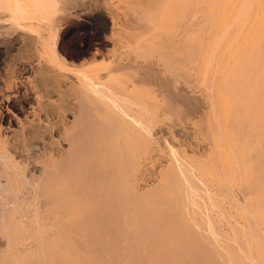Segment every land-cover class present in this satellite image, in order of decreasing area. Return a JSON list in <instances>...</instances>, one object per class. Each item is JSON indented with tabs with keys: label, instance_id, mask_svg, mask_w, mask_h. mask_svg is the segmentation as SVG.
Wrapping results in <instances>:
<instances>
[{
	"label": "bare ground",
	"instance_id": "bare-ground-1",
	"mask_svg": "<svg viewBox=\"0 0 264 264\" xmlns=\"http://www.w3.org/2000/svg\"><path fill=\"white\" fill-rule=\"evenodd\" d=\"M32 1L36 6L34 8V5L30 4L33 6L34 10H31L33 13L14 18L19 11L12 10L16 12L15 15H11L16 19L15 22L13 21L16 27L11 20L9 21L16 30H24L23 33L31 31L34 33L31 35L36 34V37H32L30 33H22L24 36L20 35L23 37L20 41L21 38L17 39V37L21 31L17 30L19 33L18 36L14 35L16 36L14 40L30 50L37 51L38 46L41 45L42 50L45 49V52L48 50L46 55L52 52L50 55L53 54L51 57L54 60L50 58V61L52 60L54 64L51 65L49 62L40 66L38 77L33 74L36 80L30 82L32 85L29 89V93L31 91L34 93L32 97L26 90L30 83L27 86L24 84L25 91L18 96L15 90L12 92L17 97L14 95L12 97L11 94V97H2L8 89H14L13 84L12 87L8 86L12 78H9V84L6 82L8 79L3 80L6 76L19 78L17 74L27 75L30 72H27L28 66L18 67L17 60H13L10 56L9 61H11L10 58L13 61L10 63L6 59L10 64L7 63L4 67L5 58L13 52L15 41L8 42L0 37V82H6L10 87L0 88L1 91L6 90L0 91L2 93L0 96L2 97L0 101V264H264V0H176L175 5L179 12L178 16L180 15L178 17L180 26L177 29V32L179 29L180 32L176 38L180 39L178 43L182 42L176 45L181 53L179 62L190 63L195 69V64L200 61L204 77L208 74L209 84L213 83L212 97L221 104V106L215 104L216 108H220L219 115L223 112L221 107L224 109L223 114L226 118L223 119H226L224 123L226 128L223 127L225 125L221 126L223 124L221 121H217V124L219 123L217 126H221V130L217 128L216 120L209 117L212 116L213 111L209 115L206 109V116L201 117L204 119V121L202 119L203 123L206 121L205 117L211 118V122L215 121V124H212L213 130L217 128L216 131H221L219 132L221 134L222 130L226 129L227 134L221 136H227L228 145H222L220 140L224 137L217 135L220 142L215 137V142L213 138L210 141V144L212 142L215 144L207 146L209 150L212 146L214 151L221 149L218 153L223 151L221 147L228 146V148L225 147L228 164L226 163V167L225 163L218 162L217 154L215 155L217 159L213 158V161L221 166L214 163L212 167V159L211 163L207 159L211 166L208 165V167L205 158H202L203 163L200 156L193 164L191 158L196 157L197 154L189 155L192 153L191 150L189 154L181 153L182 145L178 147L179 153L170 145L173 158L170 157V162L165 166L167 176L159 185L155 184L156 187L153 189L149 188L150 185L147 188L146 182L149 178L147 174L150 172L147 161L150 159L148 157L150 146H153L151 144L154 142L153 144L158 146L160 141L157 142V138L151 134V132L154 133L150 130L153 122L150 123L152 119L147 116L150 113L147 100L151 89H154L158 96L159 86L168 88L167 83L163 82L168 80L158 76L155 80L157 82L152 85L154 81L152 72L145 70L138 76L130 73L133 81H104L100 74L102 70H99L97 75L98 71L96 73L89 68L83 69L91 74L93 71L94 75L89 76V73L85 75L84 70L81 69L76 72L77 79H73L74 77L67 74L68 71L73 70L68 66L72 62L67 65L69 61L64 62L65 56L62 58L63 61L59 57L55 40L58 26H55L57 24L51 17L52 13L47 7V2ZM164 1L167 2V0ZM3 2L6 3V1ZM3 2L0 0V4ZM53 2V8H55V2L58 1L53 0ZM201 2L208 4L209 11L205 12L207 19H204V22H200L204 18V12L202 18H199V23L202 25L195 27L194 18L197 13L199 14L198 5ZM4 4L3 8L0 6V9L6 7ZM7 16L10 15L7 14L6 18L4 16L2 18L0 14V35L6 32V34L11 33L14 29L8 20V25L5 23L7 27L2 24L4 19H8ZM18 18L19 20L23 18L22 20L25 19L30 24L17 22ZM9 26L12 29L4 32ZM125 31L124 33L127 32ZM10 33L9 35L14 34ZM111 34L110 37H113ZM187 34L191 36L193 34L194 39L182 41L181 39L186 38ZM127 36L124 34V38ZM118 38V41L122 43L124 38ZM170 39L169 41L172 40ZM21 50L24 49L21 48ZM178 50L174 51L178 53ZM39 51L41 50L37 51L40 56ZM17 55L19 57L20 54ZM25 55L22 54V58H25ZM29 55L33 56L31 53ZM44 55L45 53L42 57L37 56L38 60ZM170 57L164 60H171L168 59ZM119 58L113 62L118 63L114 69L111 70V67H108L110 76L121 71H128V74L129 71L137 73L136 67H141V63L135 56L125 55ZM23 60L28 63L29 58L28 61ZM23 60L20 59V61ZM43 60L45 61L44 58ZM31 62L32 60L28 64L30 67L34 66ZM191 66L190 69L194 70ZM108 68L107 71H109ZM178 68H174L176 73ZM174 69L172 74L180 77L181 75L176 74ZM152 70L157 69L154 67ZM181 71L183 70L180 69L178 73ZM29 78H31L30 75ZM172 81L170 82L174 84ZM171 88L169 86V90L173 89ZM186 94L188 101L190 96L188 98L189 94ZM171 97L174 101H179L180 97L184 98L181 93L176 92ZM171 97L168 96L169 100ZM13 98H17V103L11 105ZM199 101L200 106H204V102ZM165 102L168 101L165 100ZM180 104L184 105L183 101ZM13 105L14 108L17 106V110L20 107V110L25 111L26 116L23 121L15 119L16 113L14 115L10 113L13 115L11 116L4 111L7 109L13 112ZM200 106L194 107L198 113L202 110L198 109ZM210 107L212 106H209V109ZM167 110V113H170L171 109ZM185 110L190 111L188 107ZM188 111V115L192 114ZM215 111L218 115L217 110ZM23 114L20 113V115ZM200 121L201 119L198 122ZM210 121L206 122L211 127ZM226 132L223 131V133ZM226 141L224 140L225 143ZM157 146L154 148L156 149ZM211 151L212 149L210 154ZM223 153L224 151L221 155ZM202 155L205 156V152ZM221 155L220 158L223 161ZM189 158L191 161L187 160ZM197 159L205 168L196 165V162H199ZM214 165H218L220 168L218 166L216 168L220 171L223 167L222 173H227L222 175L219 172L221 177L228 180V182L225 180L228 183L225 186L228 187L229 193L236 195L235 190L238 188L243 196L241 201L239 196L234 195L238 203L235 209L231 202L233 208L238 210L239 204L238 213L248 212L246 218L241 214L237 215L240 216L239 222L241 216L246 221L244 220L242 224L237 221L239 225H231L233 233L229 232L232 233L230 235L221 233L224 227L220 228L216 221L218 219L215 220L211 215L216 210L214 207L220 205L217 203V200L221 198L217 195V190L220 188L222 190V186L215 189L214 184V186L209 184V188L212 186L209 189L206 186L207 182L203 181V179L206 180L207 175L212 174L211 177H213L218 173ZM199 167L203 168V171L196 170ZM207 167L212 171L215 170L216 174L209 173L210 169L204 172ZM147 170L148 173H146ZM196 171L205 173L206 176L198 175ZM165 172L164 175H166ZM159 174H162L161 170ZM201 175L205 178L201 179ZM216 176L213 178L219 180V184L214 180L219 186L220 181L222 183L224 180ZM211 179L207 180H210L212 184L214 181ZM212 188L216 190L214 192L218 199ZM225 196L223 194V197ZM205 197L209 198L206 199L210 200L209 204L213 206L212 213L210 209H207L210 205L207 204ZM229 197L230 195L228 199ZM226 198L221 199L225 201ZM231 198L234 200V197ZM202 203L206 204L207 208L203 207ZM222 203L224 206L228 204V202ZM218 207L220 209V206ZM231 212L227 214H233ZM232 216L234 220L236 215H230ZM218 221L219 224L222 222L220 219Z\"/></svg>",
	"mask_w": 264,
	"mask_h": 264
},
{
	"label": "rangeland",
	"instance_id": "rangeland-1",
	"mask_svg": "<svg viewBox=\"0 0 264 264\" xmlns=\"http://www.w3.org/2000/svg\"><path fill=\"white\" fill-rule=\"evenodd\" d=\"M3 1H6V3H5L6 5L4 4ZM44 1H46L47 4H48L47 7L49 8L50 12L52 13L51 14L52 19H55V21H56L55 23L57 25H55V26H58V28L56 27V31H57L58 34L55 33V34H57V36L55 35L56 36L55 40L57 41V47L60 49L59 50L57 48L59 57L63 61L64 59H62V58H63V56H65L64 57L65 58L64 62L66 63L67 62L66 60L69 61V62H67V65L72 62V64H69L68 66L71 67L73 70L72 71H68V73H67V74H69L68 76L71 75L72 78L74 77L73 79H77L78 76H77L76 72L81 71V69L84 70L85 68H87V69L89 68L91 70L92 69L95 70V72L98 71V74L97 75H99V70H102V72L100 71V74H101V76H103V78H104L103 80L104 81H133V79L130 77V73L134 74L135 76H138V75L142 74L140 72H144L146 70V71L152 72V79L154 80L152 82V85H155V83L157 82L155 80H156V78L158 76L162 77L164 80H168V82L167 81H163V82H166L167 83V87L168 88H166V86H159L158 87L159 88V90H158L159 93H157L158 96L156 95V91L154 89H151V92L148 93V98L149 99L147 100V104L149 103V109H150L149 112L150 113H148L147 116L150 117L149 119H152V120H150V123L153 122V126H151L152 128L150 127L151 128L150 130L154 132V133L151 132V134L152 135L154 134L153 136L155 138H157V142L160 141L159 144L157 143L158 146L161 145L162 147H158L157 145H154L153 144L154 142L151 144L153 146L152 147L150 146V148H151V149H149V155L150 156L148 157V159L149 158L150 159L147 161V164H149V166H147V167H148V170H150V172L148 173V170L146 172V173L149 174V176L147 174V177H149L150 179L147 178L148 179L147 182H146L147 183V188L150 185L149 188L150 189H153L154 187H156L155 184H158L159 185L162 182V180L167 176V170H166L165 166H167L168 162H170V159L169 158L171 156H173V151L170 149V147H171L170 145H172V147H174L177 152H179L178 150L181 149V151H180L181 153L182 152L183 153L184 152L191 153V151H192L191 154H189V153L188 154L189 155H192V156L197 154L196 157L194 156L195 158L194 157L191 158L192 161H191L190 158L187 159V160L191 161V163H193V164H195L196 158H198L199 156L201 157L200 160L203 161V163H204V160L202 158H205V163H206L207 166L213 161V158L214 159H217L216 157H218V159H219L218 162H221V164L222 163L223 164L225 163V166L227 167V164H228V162H227V156H225L226 153H227V149H225V147L228 148V146L221 147V148H223L222 150L224 151V153L221 155V152H223V151H221L220 153H218V151L221 150V149H219V150L217 149L216 146L217 145L219 146V143H217V145H215V148L218 151H214V147L212 146L211 149H212L213 153H212V151H211V154L209 153L210 150H211V149L209 150V147H210V145L213 144V142H215L214 139H215V137H217V135H218V137L220 135L221 138L224 137V138H222V140H220L221 142L219 141V139L217 137L218 140L217 139L216 140L218 142H220L221 144L223 143L222 145H224V144L228 145V143L226 141L227 136H225L227 134L226 129L222 130V134H225L223 136H221L222 134L219 133L221 131H216V129L218 127L220 128L223 125H225L223 127L226 128V124H224V123H226L225 122L226 119H223L224 117L226 118V115L223 114L225 112H224V109L222 107H221V110L223 111L222 112V115H219L220 112H221L219 110L220 108H216L215 107V104L217 103L216 101H218V100H216V99H214L212 97V91H213L212 90V88H213L212 84L213 83L210 81L211 83L209 84V81H208L209 78L207 79V76L209 77L208 74H207L206 77H204V75L202 73L203 71L201 69L202 63L200 61H198V62L196 61L197 63L195 62L196 63L195 66H194L195 69L192 68V66L190 65L189 62H188L189 64H187V62L184 63L185 61H183V62L180 61L179 62V60L181 58V55H180L181 53L176 48V45L177 44H181L182 42L179 41V43H178V40H180V39L177 40V38H176L178 36V33L180 32V29L177 32V29L180 26L179 23H178L179 22V18L178 17L180 15L178 16L179 12L177 11V6L175 5V4H177L176 0H167V2H165L164 0H161L159 2H158V0H57L58 2H55V5H56L55 8H53V6H54L53 0H44ZM2 2L3 3H1L0 6H2V8H3V4H4V7L5 6L6 7L4 9H2V8L0 9V14H2V18H3V16L6 18V15L7 14L10 15L9 17L11 19H9V17L7 16L8 19H4V20L5 21L11 20L12 23H13V21L15 22V20H16L14 18H17V17L20 18L22 16H25V14L26 15H29L30 13H33V11H31V10H34L32 5H34V8H36V6L34 4L35 2L32 1V0L31 1L30 0H2ZM36 2H37V0H36ZM30 4H32V5H30ZM27 5H29V6H27ZM37 6H38V3H37ZM89 8H91V9H89ZM198 8H199L198 9V12L201 15H199L198 13H197L198 17H197V15H195V18H194L195 23H196V26L195 27H199V25L200 26L202 25V23H199V18L200 17L202 18V13L204 12V14H203V17L204 18L202 20L200 19L201 20L200 22H204V19H207V15H205L207 13H205V12H208L209 11V9H208L209 7H208V4L206 2L199 3ZM204 8L206 9L205 11H204ZM16 9L19 12H17ZM202 9H203V11H202ZM1 10H3V11H1ZM4 10H5V14L3 15ZM12 10H15L17 13L16 12H13ZM22 10L25 11L26 13L23 12ZM14 13H16L18 15H16V17L13 18L12 16L15 15ZM19 18H18L17 22L21 21V22H23L22 24H24V23L25 24H30V23H28L27 20H25V19L22 20L23 18L19 20ZM59 19H60V21H59ZM110 19H111V21L112 20L113 21L111 22ZM5 21L2 24L5 27H7L5 23H7V25H8V21L7 22H5ZM11 21H9V24L12 25ZM31 24H32V22H31ZM13 25H14V23H13ZM13 25H12V27L14 28L13 29L14 31L12 30V32L14 34H11L12 32L10 33L7 30V29H9V30L12 29V27L9 26V28H6L4 30V32H6V30H7L11 35H9V33L6 34L7 32L4 35L1 34L0 37H2V40L4 38L5 41L7 40L8 42L9 41L10 42H14L16 40L15 39L16 36L14 37V35H17L20 31L21 32L18 34L19 36L17 35L18 36L17 39L18 38H21L19 40L20 41L22 40V38H23L22 36H24L23 34L26 33V31L23 33L24 30L22 31L20 29H17L19 31L18 32L16 30V28H15L16 26L14 25L15 26L14 27ZM124 30H126L127 32L129 31L128 32L129 35L127 34L128 36L126 35V33H127L126 31H125L126 33H124ZM132 30H134V31L131 32ZM113 32H115V33H113ZM26 34H29V35L32 34V35H34V33H32L31 31L30 32H27ZM110 34L113 35V37H110ZM124 34H125V36H127V38L126 37L124 38ZM20 35H22V36L20 37ZM120 35H122V36H120ZM170 35H172V36L169 37ZM187 36H189L190 38L189 37L187 38ZM193 36H194L193 34H192V36L190 34H187L185 36L186 38L181 39V40L187 42L188 40H193L194 37H195V36L194 37ZM32 37H36V34H35V36H32ZM118 37H121L120 39H123L124 38L123 41L126 42V43H124L123 41H122V43H121V41H118L119 40ZM168 38L169 39L171 38L172 40L170 39L171 41H169ZM10 39H12V41ZM125 39H127V40H125ZM173 39H175L176 41H174ZM186 39H188V40H186ZM0 40H1V38H0ZM16 42L17 41L14 42L16 46L15 45L13 46V52L5 58V61H6V59H7V61H9L8 58L10 56V57L13 58V60L14 59L17 60V63L19 64V65H17L18 67H20V65H21V67L24 66V65L26 67L28 66L27 67L28 68L27 72L28 73L30 72V73L27 74V75L25 73H22V74L19 73V74H17L19 76V78L18 77L17 78L16 77H12V76L9 77L10 75L9 76H6L3 80L5 81V80L8 79L6 82H8V81L11 80L10 81V84L8 82V84H9L8 86H11L13 84V88L14 89H12V90H9L8 89L10 87L7 86V83L6 82H2V83L0 82L1 83L0 84V88L1 87L2 88H5V86L8 87L7 88L8 89L7 91L5 90L6 88L3 91H1L2 89H0L1 92L6 91V93L5 94L3 93L4 95L2 96V97L6 96V98H8L9 96L11 97V95H12V97H13V95L16 96L15 93L18 96L21 92H24L25 91L24 90L25 87L30 82L36 80V77L40 76V73L38 71L39 67L42 66V65H44V64H48L49 62L52 65L53 61L52 60L50 61V58H52L54 60V58L51 57V55H53V54L50 55V53H52V52H50L49 55H46V52L48 54V50H46V52L44 51L45 49L42 50V48H41L42 46L41 45L38 46V48L41 50V51H39V54H40V56H39L38 55V52H37L39 49L37 51L36 50H32V49L30 50V48H27V46H23V44L18 43V42L16 43ZM175 42H177V43L175 44ZM17 46L18 47L21 46V47L18 48ZM126 46H130V47H126ZM24 47H26V48H24ZM21 48L24 49V50H27L28 49V50H30V52L27 50L28 52L25 51V53H23L24 50L22 51ZM132 48H134V49H132ZM14 49H15V51H14ZM174 50H176V51L178 50V53L175 52ZM16 51H18V52H16ZM31 51L32 52H35V53H32ZM15 53H16V56L17 57H18L17 54H20L19 57H18V59L21 57L20 58L21 60L26 59L28 61V58H29L28 63H26L25 60H23V61H20V59L18 60L17 57L15 56ZM30 53H31V55L33 54L32 57L29 55ZM44 53L47 56L46 57L44 55V57H43L45 59V61L43 60V58H41V59L38 60V58L39 57H42ZM22 54H24V55L26 54L25 55L26 57L25 58H22V56H21ZM118 55H120V56L121 55L122 56H125L126 55V56H129V57L130 56L131 57L135 56L137 58V60L139 61V63H141V67L140 68L139 67H136V69L138 68V70H137L138 72L136 73V71H129V74H128V71L127 72H122L121 71L120 73H114L112 76H110L109 75L110 74L109 73L110 72V69L112 70V69H114L118 65V63H116V62L113 63L115 61V59H118L120 57ZM178 55H180V57H178ZM37 56H39V57H37ZM48 56H49V58H48ZM117 56H118V58H117ZM165 56L166 57H170L171 56L168 59H171L172 62H171V60L165 61L166 60V57ZM177 57H178V59H177ZM12 58H10V60H11V61H9L10 63L13 61ZM127 58L128 57H126V59ZM164 58H165V60H164ZM36 59H37V61H36ZM173 59L175 60V63H174V60ZM31 60L33 62V64H32V62H31V64L34 65V66H31V67H33L34 69L31 68L30 65H28V64H30V61ZM176 60H178V61H176ZM5 61L3 63V65L5 64L4 67L6 66L7 63H9V62H7V61L5 62ZM35 61H36L37 64L34 63ZM169 61H170V63H172V65L169 63ZM21 62H23V63H21ZM126 62H128V60ZM167 62L170 65L169 64H165ZM109 65H111V66H109ZM179 66L182 67L180 69L183 70V71H181V73H178V71L180 70L178 68ZM190 66L194 70H191L190 69ZM106 67L107 68L108 67H111V68L110 69L108 68L109 71H107L106 70L107 69ZM154 67H155V69H157L156 71L155 70H152V69H154ZM36 68H37V71H36ZM77 68H78V71H77ZM174 68H178L177 69L178 70L177 73H176V69H174ZM173 69L175 70V73L176 74L181 75V76L180 77L179 76L176 77L177 75L172 74ZM83 73L85 75H87L89 73V71L88 72L87 71L85 72V70H84ZM93 73L94 72L92 71V74ZM92 74L89 73L88 75L90 76ZM190 74H192V75H190ZM29 75H30L31 78H34V79L31 80V78H29ZM31 75H33V76H31ZM20 76H23V77H20ZM174 76L176 77V79H175L176 82L174 80V78H175ZM185 76L188 79L185 78ZM9 78H12V79L9 80ZM28 79H30V80L27 82ZM185 79H187V80H185ZM13 80H14V82H13ZM205 80L208 83L205 82ZM18 81H20V83H18ZM22 81L25 82V83H23ZM170 81H172L175 85L172 84ZM4 83H5V85H3ZM15 84H18V85H21L22 84V85L19 86L20 87L19 88L18 85H16L17 86L16 87ZM24 84L26 86H24ZM208 84H209V86H208ZM31 85L32 84L30 83L28 85L29 87L27 86V88H26V90H28V93H29V89H30ZM169 86L172 87L173 89L171 88L172 90H169ZM16 89H18L19 91L17 90V92H16ZM184 89H185V91L187 90V92H185ZM168 90L171 92L170 94L168 93ZM181 90H182V92H181ZM13 91L15 92L14 94L12 93ZM1 92H0V96L2 95ZM174 92L181 93V95L184 98L180 97L178 99L179 101H176V100L174 101L173 100L174 98L171 97ZM30 93L29 94L32 97V94L34 95V93L32 91ZM167 93H168V95H167ZM186 93L189 94L188 95V98L190 96V100L188 99V101L186 99L187 98V94ZM168 96H169V98L171 97V99L173 100V102H175V104H173V102H172L171 99L169 100ZM196 96L197 97H200L201 99L200 98L198 99ZM207 96L209 97L210 100L208 99ZM2 97H0V101H1ZM203 97L206 98V99H204ZM157 98L158 99L161 98L162 101L161 100H158ZM16 99L17 98H15V99L13 98V101H12L11 105L14 104V103H17L16 102ZM165 100L168 101L167 102L168 104L171 103L172 105H168L165 102ZM199 100H202L204 102V104H203L204 106H200V101ZM182 101H183V103L185 105V108L188 107L190 111H191V106H193L192 107L193 110L191 112H192V114L194 113V115H192L191 113H190V115H188V113H187L188 110L186 111L185 108H184V105L183 104H180V102L182 103ZM192 101H194V102H192ZM190 103H191V106H190ZM193 103H194L195 106L197 105V106H200L201 107V108L199 107L198 109H200V110L202 109L201 110L202 113H203V109L205 108L204 109V113L205 114L203 113V115H201L202 113L200 111L198 113V110H196V108H194L195 106L193 105ZM202 103H201V105H202ZM188 104H189L190 107L188 106ZM211 104H213V105H211ZM217 104H220V102H218ZM173 105H175V106H173ZM176 106H177V108H176ZM209 106H212L215 110H217V112H218L217 114L218 115L215 114L216 111L212 107H210V109H212V110H210L209 109ZM220 106H221V104H220ZM220 106H217V107H220ZM12 107H13L12 110L14 109L13 112L8 111L7 109H4V111L6 113L8 112L9 115H11V116H13L16 113L15 119H17L19 121H23L25 119V116H26L25 115V111L23 112L22 110H20V107L17 110V106H15V108H14V105ZM167 109H171L169 111L170 113H167L168 112ZM178 109L181 112H179ZM206 109H207V112H208L209 115H210V113H212L211 111H213L214 114L212 113V116L210 115L209 117H213L216 120V122L214 121L216 123L215 124L214 122H211L210 121L211 118L210 119H206V117H205V120L207 122L210 121L211 127H212V124H215L216 126L219 125V123L217 124V121H221L223 123V124L220 123L221 126H217V128H215V130H213L214 129L213 127H212V130H211V127L208 126L209 123L207 124L206 121H205L206 123L205 122L203 123L204 119L201 116H203V117L206 116V114H207ZM190 111H188V112H190ZM19 112L21 114H23V113L24 114L23 115H20ZM10 113H12L13 115L10 114ZM196 113H198V114H196ZM18 115H20V116H18ZM213 118H212V121H213ZM200 119H201V121L198 122ZM202 119H203V121H202ZM187 122H189V123H187ZM203 124H204V126H203ZM223 127H222V129H223ZM210 130H211L210 133H212V135H214L213 137L209 133ZM219 130H221V128ZM223 131L226 132V133H223ZM215 133H216V136H215ZM157 134H158V136H157ZM212 138H213V142L210 144V141H212ZM223 139L226 141V143L224 142ZM221 144H220V146H221ZM196 145H198V147ZM65 146L68 147V144H66ZM154 146L155 147L157 146V148H156L157 151H155L156 149L154 148ZM180 146H181V148H180ZM207 147H208V150L209 151L207 150ZM174 148H172V149H174ZM182 148H185V149H182ZM194 148H197V149H194ZM188 149H189V151H188ZM203 151L206 154L205 156L202 155V153L204 154ZM199 152H201V153H199ZM170 153H172V154L170 155ZM216 154H217V156L215 157ZM211 155H212V158H211ZM220 155L223 157L222 158L223 161L221 160ZM172 158L173 157H171V159ZM164 159H167V160H164ZM207 159L209 160V162H210L211 159L212 160L209 163L208 161H206ZM164 161H165V163H164ZM197 161H199V159H197ZM201 161L196 162V165H198V166L200 165V167H202L203 165L201 166V164H199V163H201ZM214 163H215V161H213V163H211L212 167H213V164ZM215 164H218V163H215ZM221 164H218V165L221 166ZM218 165H214V168L217 169L218 173L219 172L222 173L223 172V170H222L223 167H221V171H220L219 170L220 167ZM216 166H218L219 168H216ZM222 166H224V165H222ZM225 166H224V168H225ZM149 167H150V169H149ZM200 167L197 168L196 170H198V169L200 170L201 169ZM208 167H207V169H205L204 172H206V170L209 171L210 168H208ZM163 168H164V170H163ZM203 168H205V166H203ZM203 168L200 171H203ZM139 170H137V171H139ZM160 170H161V173L162 174H159V171ZM164 171H166L165 172L166 175H164ZM211 171H212V169H210L209 173H213V174L215 173L214 172L215 170H213L212 172ZM225 172H227V171H225ZM196 173H198V175L199 174H203V173H200V172H197V171H196ZM220 173H219V176L215 173L217 175V176L215 175L216 177H218V178L220 177L219 179L224 180V181H222V183L220 181V185L219 186H218L219 180H215L217 178L214 179L213 178V177H215L214 175H213V177H211L212 174L207 175L208 176V178H207V176L204 173L203 176H206V178L205 177H202V175H201V179H203V178L206 179V180L203 179L204 182H207L206 186H208L209 184L210 185H213L214 184L215 185V189H217L220 186H222V190H221V188H220V190L219 189L217 190V193H218L217 195L219 197L223 198V199L225 197H227L226 198L227 200L223 201V199L217 197L216 196V193H215L216 190H213L214 188H212L211 190H213V193H215V196L217 197V199L219 198L217 200L218 201L217 203H220V205H217V206L214 207V210L216 209L218 212L216 210L213 212V206H211L209 204L210 200H207V199H209L208 197H205V200L208 201V203L206 201H204V202H206L207 204H209L210 205V208L209 207L207 208V205L206 204H204L205 205L204 206L203 203H202V205H203V207H205L207 209H210V213L213 212L211 215H212V217L215 218V220L217 218L218 220L220 219V222L222 221L219 224V221L216 220L218 222V225H219L220 228L224 227V229H222V230L220 229L221 230V233L228 234L229 232H232L233 233V226H236L235 224H238L239 225L240 222L242 224V223H244L246 221L244 218H246V213H248V212L242 214L241 211H240V213H238L239 212V208H240L239 207V204L237 205L238 210H235V209H237L235 205L238 203L236 201V199H235V196H237V197L239 196L238 198H240L241 201L243 199L242 198L243 196L241 195V192L238 190V188H236L237 190H235L236 191V195H235V193L233 195L230 194L229 193V190H228V187L225 186V184L228 185V183H227L228 180L226 178L224 179L223 177H221L222 175H224V174L226 175L227 173H222V175H220ZM137 176H138V174L136 175V177ZM153 178H155V179H153ZM209 178L210 179L212 178L211 180H213V181L214 180L215 181H218L217 182L218 184L215 181H214V183L211 184V181L210 180H207ZM151 179H153V180L151 181ZM156 179H158V181ZM225 180H227V182H225ZM208 181H209V183H208ZM153 184H154V186H153ZM216 185L218 187H216ZM208 188H209V186H208ZM227 191H228V193H227ZM225 192H226V194H225ZM222 193L224 195H226V196L223 197V194ZM228 195H230L229 199H228ZM231 197H234V200ZM226 201L228 202L229 205L232 202V204H234V206H235L234 207L235 209L233 208V205L232 204L230 206L228 204H226L225 206L223 205V203L221 204V202L227 203ZM218 206H220L221 211H220V209H219ZM223 206L226 207L225 208L226 211H229L230 210L227 213H230L231 211L233 212V214H230V215H236L237 216V215L241 214L242 216H245V217L243 218L241 216V219H243V220L240 219V222L238 221L240 216H237V217L234 216V220H233V216L230 217V215H228L226 213V211H224ZM227 208H228V210H227ZM207 209H205V210L206 211H209ZM215 212H217V213H215ZM224 215H225V217H224ZM228 217H230V218H228ZM224 221H225V223H224ZM230 221H232V223ZM223 224L224 225L227 224L229 226H224ZM231 225H233V226H231ZM232 233H229L228 235H230ZM226 234H223V235L226 236ZM226 239H228V237H226ZM225 241H226V243H228L227 240H225Z\"/></svg>",
	"mask_w": 264,
	"mask_h": 264
}]
</instances>
